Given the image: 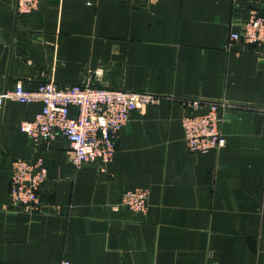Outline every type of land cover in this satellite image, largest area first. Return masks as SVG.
Wrapping results in <instances>:
<instances>
[{
	"label": "crops",
	"instance_id": "1",
	"mask_svg": "<svg viewBox=\"0 0 264 264\" xmlns=\"http://www.w3.org/2000/svg\"><path fill=\"white\" fill-rule=\"evenodd\" d=\"M250 14L264 0H0V91L88 76L160 95L129 111L109 160L76 166L64 135L20 130L38 100H3L0 264H264V45L228 37ZM186 97L228 103L222 146L185 148ZM35 157L38 209L11 207V161ZM131 187L144 211L119 203Z\"/></svg>",
	"mask_w": 264,
	"mask_h": 264
},
{
	"label": "built area",
	"instance_id": "2",
	"mask_svg": "<svg viewBox=\"0 0 264 264\" xmlns=\"http://www.w3.org/2000/svg\"><path fill=\"white\" fill-rule=\"evenodd\" d=\"M38 7V0H14V13L26 14ZM231 39L264 45V15L250 14L238 30L228 32ZM5 98L21 102L38 100L40 108L31 119L20 122L19 128L29 139H48L57 133L68 141V159L76 166L83 161L104 162L111 158L120 126L132 109L160 99V95L144 90L111 88L94 85L88 76L71 84L60 85L43 80L25 88L20 81L0 91V107ZM185 112L180 116L184 146L189 151L203 152L224 144L219 123L226 108L225 101L181 98ZM202 106L203 110L197 111ZM69 107L75 112L71 114ZM45 177L40 157L15 158L11 161L8 180V204L26 211L39 206L37 190ZM147 189L126 188L119 203L132 211H144ZM58 264H69L61 259Z\"/></svg>",
	"mask_w": 264,
	"mask_h": 264
}]
</instances>
